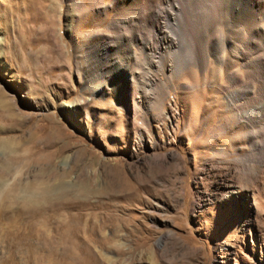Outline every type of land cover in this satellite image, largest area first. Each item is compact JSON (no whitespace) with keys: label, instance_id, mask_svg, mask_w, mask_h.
<instances>
[{"label":"rangeland","instance_id":"374dc122","mask_svg":"<svg viewBox=\"0 0 264 264\" xmlns=\"http://www.w3.org/2000/svg\"><path fill=\"white\" fill-rule=\"evenodd\" d=\"M86 1L89 13L73 0H0V89L21 119L0 137L27 156L49 153L37 152L34 135L64 148L50 164L25 166L20 180L37 192V180L46 181L48 199L4 210L0 256L9 249L13 259L0 263L264 264V140L252 137L264 136V89L235 54L241 39L222 0H190L181 10L173 0L154 5L171 14L167 31L189 41L200 34L210 57L191 65L184 43L174 51L155 39L159 63L150 62L139 41L146 68L135 66L125 99L116 65L108 78L89 71L98 65L89 48L118 43L103 40L118 6ZM142 27L145 38L153 34L152 21ZM253 44L258 59L264 39ZM128 54L133 49L121 56ZM245 81L253 107L229 100L247 92Z\"/></svg>","mask_w":264,"mask_h":264},{"label":"bare ground","instance_id":"6f19581e","mask_svg":"<svg viewBox=\"0 0 264 264\" xmlns=\"http://www.w3.org/2000/svg\"><path fill=\"white\" fill-rule=\"evenodd\" d=\"M73 1H74L72 5L73 8L76 6L78 8L79 4H80L79 6H81V4L83 5L87 2L86 0H73ZM110 1H111L110 4L114 3L118 6L117 8L118 11L114 19V22L112 23V26L114 27L113 28L114 31L112 32L109 31L110 33H108L107 31H104L103 34H104L105 39L103 40H105V42L108 43L109 40L112 37H114L118 41V43L116 45L114 44L113 48L111 47V45L89 48L90 49L89 53L91 54L93 53L92 56H95L98 59L96 60L98 61L96 62L98 63L97 66L96 65L94 66L95 63L94 64L90 63L89 71L93 79H96L94 77H97L98 79L108 78L113 75L112 68L114 65H116L118 69L116 73L118 72L117 74L123 80L122 83H123L124 99L126 98L125 95L127 96L129 93V91H127L126 89H127V86L131 84L130 80L134 82L133 80L134 78H136L137 68L135 70V66L137 67L139 66V69L146 68L144 67L142 63L143 59L139 58L138 57L139 55H137L138 54L137 50L140 49L139 41H143L146 46H149V50L151 51L150 53L152 54V57L150 58L151 60L148 59L150 62L156 61L155 56H156L157 51L154 50V45H153V42L155 39L158 40V41L156 40L157 44L158 42H161L165 45L166 49L171 48L173 50L177 48H182V45L184 43L188 48V52H189L188 61L191 65H193V63L195 62V59L203 62V60L205 61V59H207L206 57L209 56L205 52L206 50H204V48L207 49L206 48L207 45L203 47L204 43L202 41V37L200 34L194 33L193 41H189V40H186L185 32H182V31H170L169 32L165 29L167 28L165 18L167 16L169 17V15L171 14H169L167 10L162 9L161 7H159L158 9L153 8L156 3L158 4L164 0H110ZM166 1H171V0H166ZM173 1L174 2L172 3V7L178 8L180 10L184 9L183 8L184 3H187L186 6H188L190 3V0H182V1L173 0ZM90 3L92 5L93 2L90 1ZM222 4L225 7V9H223L224 7L222 8V10H224V13L226 14L225 16H227V19H229L230 23L233 22L232 24L233 27L231 26L232 27L231 31L235 35L234 39H239L238 36H240V39H241V43L239 44L237 43L236 45L238 46L235 45L237 49L236 53L235 52L233 53L235 54L238 53L240 57L246 60V65L252 68L251 71L253 72V74L256 73L254 75L256 76L258 75L262 77V82L259 85V88L264 89V49L262 48L263 52H261L260 56L258 55L259 56L258 59L253 56V54H256V52L257 53L260 52L259 48L253 44V37L256 35H261L262 38L264 39V1L263 0H222ZM97 5L98 7L100 6L99 4ZM85 6L84 7L81 6L83 9L80 11L89 13L92 7L89 9L88 7H85ZM94 7H96L95 4H94ZM1 8H2V5L0 4V12H1ZM72 10H70L69 12H71ZM150 21L153 22L154 32L152 35H149L148 38H145L143 36L142 26L148 22L150 23ZM78 24L79 22H77V25ZM223 38L225 37L221 36L220 41ZM224 41H226V38L221 41L222 42L221 45H223ZM143 45L141 44V46ZM111 48L115 49V51H117L116 53L117 54L119 53V55L116 54L117 56L113 57L112 56L113 52L112 51L110 52ZM129 49H133V55L129 56L128 54V58L126 57L127 59L122 57L121 54L126 55V52ZM160 55H164V54H160ZM149 61L148 62L145 61V64H147L148 66L147 68L150 70L151 63H149ZM157 61L155 63H159ZM199 61H196V62L198 63ZM176 66L178 67V65ZM178 69L179 71L182 70L181 67H178ZM142 72L144 71L142 70ZM127 74L131 75L133 79L129 78ZM138 75H141V73L138 72ZM141 76L149 77V75L146 76L145 73H144V76L143 75ZM89 78L90 79L87 81L88 84H93L92 83L93 79L91 77ZM254 79L255 78L253 77V80L251 81H254ZM251 81L244 82L245 86L244 88H242V90H246L247 92H241V90H239V91L230 93L229 100L233 105L235 104L236 101H241L243 105L253 107V101H252L253 99L251 100L250 98L251 88L253 86V84L251 85ZM149 83L150 82H148V84ZM12 102L9 101V97H7V94L4 93L0 89V132L9 130L10 127L17 125L21 121L20 116H19L20 115L19 111L15 108ZM30 137H31L32 143H35L34 148L36 147L38 149L37 152L39 151L41 152L42 150L49 151V153L47 154V157H40L36 155L38 153L34 154V152H32L31 156L30 155L27 156L26 154L15 153V150L17 148L16 143L13 140H11L10 137H0V149H3L6 153V157L4 156V159H0V217L2 213L4 212V210L7 209L9 211V208H11L13 204L17 201H23L28 204L31 202H37V200H39L41 197L42 198L48 197L50 185L46 181L41 179V180H37L36 184L34 183L37 186V190L39 189V192H37L36 189L35 190L31 189L33 188V186L31 187L30 185L29 187L28 185H24V183L20 180V175L23 173L25 166L29 162H41L42 160H46L47 162H44V164L47 165V164L52 163L54 160L56 161L58 154H61L64 151V148L59 147L58 149H56L57 148L56 147L54 149H50V147L52 145L54 146V144L39 143L38 139L40 136L34 135ZM47 137L48 139H50V141L56 140L58 138V136H47ZM252 137H255V140L259 137L264 140V136H252ZM255 142H257V140L254 141V143ZM263 144L261 143L262 147L264 148ZM11 253L12 252L9 249L6 250L4 256L2 257L1 255L0 259H5L7 261L9 259H13V256H12L13 253L12 254ZM21 264H26V263L21 262Z\"/></svg>","mask_w":264,"mask_h":264}]
</instances>
